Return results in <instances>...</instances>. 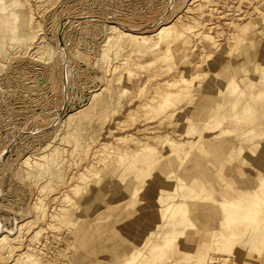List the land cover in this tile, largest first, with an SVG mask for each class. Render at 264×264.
<instances>
[{"label": "rangeland", "instance_id": "374dc122", "mask_svg": "<svg viewBox=\"0 0 264 264\" xmlns=\"http://www.w3.org/2000/svg\"><path fill=\"white\" fill-rule=\"evenodd\" d=\"M0 9L19 18L14 31L0 20V235L12 241L0 264H25L28 253L41 264H127L156 239L159 197L187 195L180 183L201 194L159 264L231 259L200 233L224 217L212 198L237 197L264 176V0H5ZM113 23L145 36L171 26L173 36L130 52L108 42ZM242 212L237 234L252 217ZM262 252L234 259L260 264Z\"/></svg>", "mask_w": 264, "mask_h": 264}, {"label": "bare ground", "instance_id": "6f19581e", "mask_svg": "<svg viewBox=\"0 0 264 264\" xmlns=\"http://www.w3.org/2000/svg\"><path fill=\"white\" fill-rule=\"evenodd\" d=\"M5 2V0H0V6L2 5V3ZM237 14V13H236ZM0 15H2L0 17V20H4V24L5 26L7 27V29H10L11 31H14L16 28L19 27V18L14 16L13 14H10L9 12L6 14L4 13V11L2 9H0ZM4 18V19H3ZM17 24V26H16ZM197 24V23H196ZM194 24V25H196ZM199 24V23H198ZM21 25V24H20ZM200 25V24H199ZM191 26V25H190ZM205 26V25H204ZM111 28V34L110 36H108V42H111L113 45L115 46H118L120 48H126V49H131L129 50L130 52L134 51L136 47H138L139 45H142V46H148L152 43V37H156L158 40L155 42V46L154 47H158L161 42L163 40H167L171 35H172V28L171 26H163L160 30H158V32L154 33L153 36H145V35H139V34H134V33H131V32H128V31H125L123 29H121L118 25L116 24H110L109 26ZM21 28V27H20ZM194 28V27H193ZM197 28V27H196ZM199 28V27H198ZM34 29V28H33ZM177 30V29H176ZM184 30H186L184 28ZM190 30V29H189ZM194 30V29H193ZM30 31V30H29ZM32 31V30H31ZM192 32V30H190ZM195 31V30H194ZM34 32V31H33ZM36 32V31H35ZM177 32V31H175ZM179 32V31H178ZM189 33V31H188ZM194 33V32H193ZM199 33V32H198ZM180 34V33H179ZM202 34V32L200 33ZM206 34V33H205ZM203 33V35H205ZM29 35V34H28ZM174 35L176 36V34L174 33ZM182 35V34H181ZM180 35V37H182ZM37 36V35H36ZM173 36V35H172ZM178 36V35H177ZM198 36V35H197ZM206 38H207V35H205ZM210 35H208L209 37ZM28 37L27 36V40H28ZM12 38V37H11ZM179 39V36L177 37ZM171 39V38H170ZM174 39V38H173ZM208 39V38H207ZM15 41V40H14ZM107 42V43H108ZM167 44V43H166ZM171 44V43H170ZM174 44V43H173ZM1 46V45H0ZM171 46V45H170ZM169 46V47H170ZM43 48H45V50H49L47 47V45H43L42 46ZM117 48V47H116ZM115 48V49H116ZM109 49V48H108ZM133 49V50H132ZM104 50V49H103ZM1 51V50H0ZM136 51V50H135ZM103 52V51H102ZM107 52V51H106ZM140 54V53H139ZM107 55V54H106ZM126 55H127V52H126ZM134 55V54H133ZM109 56V55H108ZM105 58V57H104ZM109 58V57H108ZM124 58V56H123ZM126 58V57H125ZM110 59V58H109ZM127 59V58H126ZM130 59V58H129ZM160 59V58H159ZM124 62V60H123ZM129 62L125 61L123 64H127ZM128 65V64H127ZM141 65V64H140ZM125 69V68H124ZM128 69V68H127ZM131 71V70H130ZM121 73V72H120ZM131 73V72H130ZM129 73V75L131 76V74ZM123 74V73H121ZM124 76V75H123ZM129 76V78H130ZM124 78V77H123ZM152 78V77H151ZM150 79V78H149ZM166 83V82H165ZM168 84V82H167ZM169 85V84H168ZM171 85V84H170ZM163 86V85H162ZM173 86V85H172ZM177 88V87H175ZM166 89V87H165ZM168 89V88H167ZM166 89V90H167ZM172 89V88H171ZM162 90V89H161ZM169 90V89H168ZM180 90V88H179ZM156 91V90H155ZM155 91H154V94H155ZM158 91V90H157ZM173 92V91H172ZM175 92V91H174ZM174 92H173V96H174ZM177 92V91H176ZM180 92V91H179ZM178 92V93H179ZM169 94V93H168ZM167 94V95H168ZM171 94V93H170ZM176 94V93H175ZM181 96V92L179 93ZM178 95V94H177ZM170 96V95H169ZM176 96V95H175ZM180 96V98H181ZM158 98V95L156 94L155 98ZM172 97V95L170 96ZM183 97V96H182ZM156 98V100H157ZM153 99H154V96H153ZM169 99V98H168ZM178 99H179V95H178ZM183 99V98H182ZM155 100V101H156ZM163 100V99H162ZM165 100V98H164ZM170 100V99H169ZM184 101H185V98H184ZM148 102V100H147ZM150 102V101H149ZM154 102V101H153ZM152 102V103H153ZM163 102V101H162ZM166 102V100H165ZM164 102V103H165ZM168 102V101H167ZM180 103H183V100L181 102V100H179ZM151 103V102H150ZM177 103H178V100H177ZM179 103V104H180ZM154 104V103H153ZM170 104V101L169 103H167V105ZM172 104V103H171ZM159 105V104H158ZM157 105V106H158ZM162 104H160L159 106H161ZM164 105V104H163ZM166 105V104H165ZM150 106V105H149ZM156 106V107H157ZM158 106V107H159ZM169 106V105H168ZM174 106V105H173ZM177 106V105H176ZM153 107V106H152ZM172 107V106H171ZM148 108V106H147ZM163 108V107H162ZM167 108V107H166ZM157 109V108H156ZM168 109V108H167ZM170 109V107H169ZM175 109V108H174ZM163 110V109H162ZM160 108V111L159 112H163ZM154 111V109H153ZM164 112H165V109H164ZM156 113V111H155ZM160 113V114H161ZM153 114V113H152ZM157 114H158V111H157ZM164 114V113H163ZM149 118V117H148ZM219 123V122H217ZM216 125V124H215ZM219 126L221 125L220 123L218 124ZM217 125V126H218ZM214 127L213 125H210V127ZM216 126V127H217ZM218 126V127H219ZM209 129V128H208ZM213 129V128H212ZM217 129H215L216 131ZM219 133V132H218ZM227 134V133H231V131L229 129H226V128H223L222 131H221V134ZM245 133V132H244ZM220 135V133H219ZM241 135V134H240ZM201 136V135H200ZM203 136V135H202ZM218 136V135H217ZM220 136H224V135H220ZM238 136V135H237ZM242 136V135H241ZM215 137V136H214ZM219 137V136H218ZM226 137V136H225ZM203 138V137H202ZM200 138V139H202ZM230 138V137H229ZM232 138V137H231ZM243 138V137H242ZM235 139V138H234ZM240 139V138H239ZM257 139V138H255ZM238 140V139H237ZM241 140V139H240ZM259 140V138H258ZM218 142V141H217ZM251 144V143H250ZM51 145V143L49 144V146ZM227 144H225V147H226ZM243 145V144H242ZM246 145V144H245ZM47 145V147H49ZM230 146V144H229ZM232 146V145H231ZM230 146V147H231ZM254 146V145H253ZM52 147V146H51ZM55 147V146H54ZM224 147V148H225ZM251 147V146H250ZM228 148V147H227ZM244 148V147H243ZM53 149V148H52ZM226 149V148H225ZM227 150V149H226ZM256 151V150H255ZM152 152H153V149H152ZM53 153H57L55 151H53ZM47 154V153H46ZM53 154V155H54ZM246 154V153H245ZM48 156V155H47ZM46 156V158H47ZM52 156V155H51ZM247 157V156H246ZM31 158V157H30ZM44 158V157H43ZM61 158V157H60ZM57 159V158H55ZM63 159V158H62ZM243 159V158H241ZM37 160V159H36ZM43 160V159H42ZM26 161V160H24ZM33 161V160H32ZM47 161V160H46ZM62 161V160H60ZM31 162V160H30ZM29 162V165L31 164ZM36 162V161H35ZM40 162V161H39ZM45 162V161H44ZM28 164V163H27ZM43 164V163H42ZM145 164V163H144ZM142 164V165H144ZM39 165V164H38ZM36 167V165H34ZM59 166V165H58ZM48 167V166H47ZM46 167V168H47ZM53 168V167H52ZM36 169V168H35ZM39 169V168H38ZM57 169V167H56ZM132 169V168H131ZM139 169V168H138ZM50 170H53V169H50ZM49 170V171H50ZM55 170V168H54ZM134 170V168L132 169V171ZM144 170V169H143ZM200 171V170H199ZM231 171V170H230ZM134 172V171H133ZM139 173V172H138ZM227 173V172H226ZM132 174V172H131ZM52 175V174H51ZM134 175V174H133ZM132 175V176H133ZM137 175V174H136ZM218 175V174H217ZM231 175V174H230ZM139 176V175H138ZM137 176V177H138ZM214 177V176H213ZM132 178V177H131ZM140 179L143 180L142 176L140 175V177H138ZM139 179V180H140ZM220 179V178H219ZM142 180L140 181V183L142 182ZM148 180V179H147ZM146 180V181H147ZM215 180V179H214ZM222 180V179H221ZM253 180V179H251ZM257 180V179H256ZM135 183V181H133ZM217 182V181H216ZM145 183V182H144ZM211 183V181H210ZM221 183V182H220ZM224 184V183H223ZM247 184V183H245ZM256 184V183H255ZM222 185V184H221ZM220 185V186H221ZM248 185V184H247ZM245 185V186H247ZM254 186V184H253ZM251 186V187H253ZM140 187H142V185H140ZM218 188V187H217ZM238 188V187H237ZM243 187H240V189H238V193H237V197H234V198H231L230 196H226L223 200H219V199H216V198H212L214 199V202L217 203V206H219L220 210L223 211L224 213V217L223 218H218L216 217V219L214 218L213 220L215 221L213 223V230L212 229V225H210V228L209 230H203L200 235H201V240L200 242L202 241V239L204 237H209L210 238V241L208 243L209 247H211L212 245L214 247H217V251L215 252H220L221 255H226V252L227 251H231L232 254H231V259L230 258H227V257H221V261L218 262V261H215L214 263H218V264H229V261H231V263L235 262L236 264H240V262H236V260L234 258H236L235 254H238V256H244L245 257V262L246 263H249V259H255L254 258V253L256 254H259V252H261V249L263 250L264 248V218H261L259 217L258 215V210H260L263 206H264V176L261 177L259 179V181L257 182V185L253 188V189H247V190H243L242 189ZM134 189V188H133ZM137 189V188H136ZM176 189V186H174V190ZM188 190L187 192V195H183V194H179V193H175L173 195H169L167 196L166 194L162 195L159 197V201H160V205H161V208L162 211L161 213V220L162 222L160 224L157 225V228L156 230L154 231L153 235L156 234V239L158 238V240L154 239L151 241V244H148L146 243L144 245V248H145V252H142V251H138V252H133L129 258L127 259V264H143V263H150V264H159V259H161L163 261V258L162 256H164V254L166 252H168L169 250L172 249L173 245L175 244L177 238V234L178 235H181L183 234V232L185 231V229L187 230V226H188V223L191 221L189 219V216H183L181 217L182 215H184L188 210H189V204H188V201H190L191 198L195 197V194H201L200 192H196L195 194L194 193H190L192 192V188H190L189 186H186L184 187L183 184H179V186H177V191H183V190ZM225 189V188H224ZM245 189V188H244ZM216 190V189H215ZM234 190V189H233ZM190 191V192H189ZM202 191V190H201ZM204 191V190H203ZM170 192V191H169ZM232 192V191H231ZM236 192H237V189H236ZM172 193V192H171ZM167 196V197H166ZM198 196V195H197ZM166 197V198H164ZM214 197V196H213ZM207 198H211L210 196L207 197ZM206 198V199H207ZM219 198V197H217ZM69 199V198H68ZM197 200V199H196ZM199 200V199H198ZM194 201V200H193ZM200 201V200H199ZM206 201V200H205ZM208 201H210L208 199ZM198 202V201H196ZM202 202V201H200ZM246 203H248L247 205H245ZM209 204H213V203H210ZM198 205V204H196ZM206 206V204H204ZM195 207V206H194ZM208 207V205H207ZM210 207V206H209ZM208 207V208H209ZM212 208H214L213 206H211ZM211 207L209 209H211ZM42 208V207H41ZM205 208V207H204ZM246 208V210L248 211L247 212V215L244 214V217L245 216H248V215H252V217H247V218H242V220L245 219V221L243 222H246L245 223V226L242 227V229L240 230L239 234H237L236 232H234L235 230L233 229V224H235L234 222L236 221L235 219H239L238 216L240 214V217H243V212ZM218 209V208H217ZM216 209V211H217ZM220 210H218V212H220ZM199 211V210H198ZM200 211H204V210H201ZM215 213V212H214ZM221 213V212H220ZM220 213H217V214H220ZM242 213V214H241ZM263 213V212H262ZM261 212L260 214L263 215ZM208 214V213H207ZM205 215V214H204ZM255 216V217H253ZM258 216V217H257ZM208 217H209V214H208ZM215 217V216H214ZM206 219V218H205ZM201 220V219H200ZM200 220L198 221V223L200 222ZM234 220V221H233ZM241 220V218H240ZM239 220V221H240ZM241 220V221H242ZM33 221V220H32ZM203 221L205 222V220L203 219ZM196 222V220H195ZM194 222L195 225H197L196 223ZM210 222V221H208ZM192 223V222H191ZM237 223H239L237 221ZM219 224V225H218ZM22 225V224H21ZM206 225V224H205ZM238 225V224H237ZM193 226V224H192ZM191 226V227H192ZM199 226V225H198ZM21 227V226H20ZM18 228L19 231L23 228ZM209 227V226H208ZM239 227V226H238ZM185 228V229H184ZM190 228V227H188ZM195 228V227H193ZM207 228V227H205ZM237 229V228H236ZM211 230V231H210ZM239 230V229H238ZM237 231V230H236ZM39 232V231H38ZM38 232H36V235L38 234ZM186 232V231H185ZM209 232V233H208ZM242 232V233H241ZM22 233V232H21ZM8 235V234H7ZM20 235V234H19ZM176 235V236H175ZM241 235V236H240ZM8 236H11V235H8ZM6 235H3L1 236L0 235V256L3 255L4 256V251H7L9 250L10 246L8 245V242L11 241L10 237H8ZM241 237L240 239H242V244L240 243V247H238L239 243H237L235 241V239H237L238 237ZM182 237V235L180 236ZM12 238V237H11ZM155 238V237H154ZM239 239V238H238ZM197 239H195L196 241ZM240 241V240H239ZM12 242V241H11ZM237 243V244H236ZM178 244H181V243H178ZM177 244V245H178ZM237 246L235 247L234 246ZM147 245V246H146ZM175 245V246H177ZM246 245V246H245ZM233 246L235 247V249L233 248ZM8 247V249H7ZM263 247V248H261ZM244 248H247V251L248 252H244L242 251V249ZM261 248V249H260ZM210 249V248H209ZM233 249H234V252H233ZM11 250V248H10ZM29 250H31L29 248ZM34 251V249H32ZM168 250V251H167ZM240 250V251H239ZM251 250V251H249ZM211 251V250H210ZM209 251V252H210ZM8 252V251H7ZM213 251H211L212 253ZM36 253V252H35ZM205 253V252H204ZM225 253V254H224ZM8 254V253H7ZM6 254V255H7ZM219 254V253H218ZM229 254V253H228ZM168 255V254H166ZM213 255H216L213 253ZM220 255V254H219ZM188 256V255H187ZM235 256V257H234ZM258 256V255H257ZM166 256H164L165 258ZM170 257V256H169ZM19 258H21L22 262L25 263V264H41L36 258L33 257L32 254L28 253L26 255H23L22 257V254L19 255ZM247 258V259H246ZM168 262H170V259L171 258H168ZM230 259V260H229ZM242 259V258H241ZM143 260V261H141ZM257 260H260V264H264V252H262V255H260V257H257ZM224 262V263H222ZM171 263V262H170ZM242 264V263H241Z\"/></svg>", "mask_w": 264, "mask_h": 264}]
</instances>
